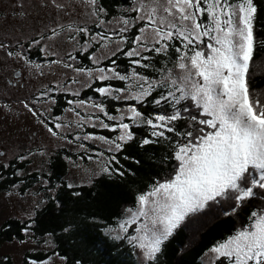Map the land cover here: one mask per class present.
<instances>
[{
	"label": "snow or ice",
	"instance_id": "obj_1",
	"mask_svg": "<svg viewBox=\"0 0 264 264\" xmlns=\"http://www.w3.org/2000/svg\"><path fill=\"white\" fill-rule=\"evenodd\" d=\"M51 2L57 9L63 8L56 0ZM84 2L93 8L90 16L98 17L105 12L99 6V0ZM129 11L135 12L136 16L120 17L114 25L113 21L106 25L105 20L98 18L96 27L101 31L95 33L74 23L69 24L66 30L76 33L68 37L71 42L79 43V34L90 38L89 43L81 46L82 51H87L92 44L99 45L97 52L100 55L94 52L89 57L94 64L99 65L103 59L123 52L135 66L130 73L117 71L115 60L111 61L114 67L95 70L75 67L63 59L52 63L62 64L77 75L94 77L101 82H128L124 88L106 85L94 89L100 96L115 100H134L143 104L158 87L167 88L166 92L154 98V103L158 106L169 103L174 111L146 116L132 105L128 108L130 115H127L130 124L124 122L125 113L119 117L110 115L101 102L69 100L70 105H75L68 109L75 120L67 124L54 122L52 127L45 124V127L52 136H60L61 131L69 129L72 123L77 128L89 124L93 128L99 125L111 131L120 130L121 134L115 139L92 134L83 137L85 140L103 141L109 152L122 151L124 144L135 138L131 131L133 125L151 129L152 138H144L141 146L158 143L160 139L171 140L167 134L179 137L174 141L172 159L176 163L170 178L156 181L149 191L138 195L137 207L128 209L130 218L120 225L121 230L127 232L132 224L144 218V222L135 229L137 234L128 239L152 264L185 219L205 209L210 202L231 199L234 212L254 198L264 201V103L252 93L249 85V69L253 66L257 46L264 41L258 40L256 35L259 7L255 0H133ZM140 22L143 23L131 40L132 46L124 51L122 46L129 43L127 33ZM58 29H65V26L52 28L49 39L60 36ZM177 41L179 47L175 46ZM0 47L4 45L0 44ZM173 47L179 54L176 63L178 73L169 71L160 80H152L137 72L136 67L151 66L147 63L151 57L145 53L167 54ZM48 54L59 55L55 47ZM67 55L72 61L76 60L71 52ZM71 82L78 83L75 78ZM87 86L91 87V84ZM47 94L44 92L41 96ZM73 95L79 93L74 92ZM182 101L191 103L182 105ZM24 106L39 118L37 111L28 103L25 102ZM86 107L102 113L108 121L118 123H105L95 113L81 116L77 108ZM192 109L197 110V114L190 115L189 119L196 127L189 125L191 130L178 131L175 122L183 118L182 112L189 113ZM59 119L55 118L56 121ZM40 122L45 123L43 120ZM74 139L80 140L81 137L76 135ZM98 155L102 157L103 153ZM112 161L119 163L115 155L109 158L108 165ZM102 171L111 174L109 166L103 167ZM116 171L123 175L119 169ZM29 228L30 225L23 229L25 234ZM210 251L219 264H264V206L252 211L246 226L211 247Z\"/></svg>",
	"mask_w": 264,
	"mask_h": 264
},
{
	"label": "trees",
	"instance_id": "obj_2",
	"mask_svg": "<svg viewBox=\"0 0 264 264\" xmlns=\"http://www.w3.org/2000/svg\"><path fill=\"white\" fill-rule=\"evenodd\" d=\"M255 2L259 7L256 35L258 40L264 41V0H255ZM132 4L133 0H99V5L107 12L108 19L122 14L127 16L122 9ZM140 26L141 24L134 26L124 51L132 46L131 40L135 34H138ZM90 53L79 56L85 62V66L89 62ZM145 55L151 57L147 61L151 66L136 67V70L152 80L160 79L175 66L178 59V53L174 48H171L167 54L145 53ZM112 60L116 61L117 71L121 74L130 73L135 67L130 64L129 58L123 52H118L101 66L114 67ZM106 85L124 88L126 83L119 80L96 82L85 89L80 98L93 96L94 99H102L106 110L114 116L132 105L146 116L157 113L171 114L174 111L169 103H162L159 106L154 103V98L166 92L167 88L158 87L144 100L143 104H139L134 100L101 98L94 89ZM249 85L252 93L264 103V44L257 46L253 66L249 69ZM58 97L56 106L53 108L54 114L62 113V108L67 105L63 97L69 98V95ZM190 103V101H182V105ZM176 107L181 108V105ZM192 114H197V110L192 109L189 113L182 112L183 118L175 122L178 131L191 130L189 125L196 127L189 119ZM91 131L108 138H114L118 133L108 129H92ZM131 131L135 134V138L124 144L122 151L110 154L115 155L119 161V163L112 161L111 174H103L86 185L69 187L66 182L69 173L68 158H76V155L67 149L54 153L50 159L49 172L47 175L44 174L51 182V186L56 189L54 196L37 211L34 218L6 220L0 227V245L5 242L24 240L26 234L23 229L30 225L29 231H32L36 237H52L55 248L47 252L30 253L27 256L29 259L43 261L58 255L65 260V264H77V262L79 264H139L134 247L125 239L112 238L106 233L105 228L116 226L127 214L128 209H135L138 195L149 191L156 181L170 178L176 163L172 159L175 150L174 141L179 137L175 134H167L171 136V140L160 139L158 143L141 146L144 138H152L151 129L144 125H133ZM28 164V161L12 160L9 166H0V196L22 181H25L23 192L34 185V180H37L35 173L24 178L17 174V170L26 169ZM116 169H119L123 175H120ZM261 206H264V201L259 197L236 208L234 212V201L231 199L210 202L205 209L185 219L164 244L162 253L152 264H205L203 258L211 247L226 240L237 229L246 226L251 212L258 210ZM0 264H14V262L7 257L0 260ZM214 264L219 262L216 261Z\"/></svg>",
	"mask_w": 264,
	"mask_h": 264
},
{
	"label": "rangeland",
	"instance_id": "obj_3",
	"mask_svg": "<svg viewBox=\"0 0 264 264\" xmlns=\"http://www.w3.org/2000/svg\"><path fill=\"white\" fill-rule=\"evenodd\" d=\"M56 3L63 5V8L57 9L52 4L51 0H0V44L4 45V47H0L1 55H6L11 52L15 58L14 62H21L20 59L22 57L20 56V51H26V48L21 43L25 40L32 39L27 49L30 47V50H33L38 44L39 46L37 49L40 51L41 58L50 59V61L43 63L42 61L39 62L38 59H30L32 63L28 65L31 66V68H28L31 73L30 77L35 80V82L31 80V82H33L34 85L45 86L44 92L48 93L47 96H42L45 98L44 101L40 99L33 101V103L31 100L28 101L30 107L37 111L39 118L34 116L32 112L24 106V103H17L14 106H0V166H9L12 160H17L19 162L28 161V167L24 170H17V174L21 178H24L31 173H35L37 177V180H34V185L24 192L22 190L25 181H22V183L14 185L10 190L1 194L0 227L10 218L21 220L34 218L37 211L54 196L56 189L53 188L54 186H51V182L44 174H48L50 159L58 150L67 149L69 152L76 155V158H68L69 173L66 177V182L72 186L89 184L97 177L106 174V172L102 171V168L105 166L112 167L111 164L108 165L109 155L116 153L109 152L107 150L108 145L101 140L83 139L84 136L89 134L103 136L91 131L92 129H105L99 127V125L93 128L89 124H85L82 128H77L75 124L72 123L69 129L61 131L60 136H52L47 131L45 124L52 127L54 122L67 124L75 120L73 113L68 111V109L75 107V105H70L68 103L69 100L98 101L103 103L102 99H94L93 96H88L83 99L80 98L81 93L89 88V86H87L88 84L92 86L94 83L101 81L95 80L94 77L90 79L86 75H77L73 69L65 68L62 64H55L52 63V61L63 59L67 63L74 64L75 67L93 70L98 67H103L101 64L113 56L103 59L99 65L94 64L89 57L94 52L98 56L100 55V52H97L99 45L92 44L87 51H82L81 46L85 43H89L90 38L83 34H79L77 35L79 43L71 42L68 37L70 35H76V33L67 31V26L74 23L75 26L88 27L92 33H95L101 31L100 28L96 27L98 18L105 20L106 25L108 21H113L114 25L115 21L120 17L134 18L136 13L129 11L132 7L131 5L130 7L122 9L125 14L127 13V16L122 14L108 19L106 17V11L100 13L98 17L90 16L89 14L93 11V8L88 6L84 0H56ZM205 19H207V17H205ZM142 23L143 22L136 23L134 26L138 24L142 25ZM58 25H64L65 29H58L60 31V36L49 39L52 37L51 29L57 28ZM134 26L127 33L129 38L131 37L130 34ZM35 37L36 40H33ZM35 41H39V43H35ZM13 43H15L17 47H13ZM125 46L126 44L122 47L125 48ZM175 46H180L179 41L176 42ZM53 47L56 48L59 55L48 54ZM111 47H115V45ZM68 52H71V54L76 57L75 61L70 59L67 55ZM88 52L91 53L88 55L89 62L87 66H85V62H83L79 56L85 55ZM36 65H40V67L37 68ZM104 68L108 69L110 67ZM169 71L176 74L179 72V69L175 64ZM167 73L160 77V79L166 76ZM73 78H75L78 83L73 84L71 82ZM125 83L127 84L128 82ZM57 85H59V87H57ZM26 88H30L32 92L37 90L36 87L30 84L27 85L25 89ZM64 88L68 90L65 91ZM25 89L21 92V95L23 94V96L26 97L28 93L25 92ZM50 89L55 90L49 91ZM10 91L11 89H7L5 93H10ZM74 92H78L79 95H73ZM59 95H69V98L63 97L64 101L66 99L67 105L62 108V113L54 114L53 108L56 106ZM100 97L105 99L111 98ZM128 108L122 109L119 114L115 116L119 117L123 112L126 114L124 122L131 124V121L127 118V115H130V113H128ZM77 110L80 111L81 116L84 117L95 113V115H98L105 123H118V121H108L102 113L97 112L91 107L77 108ZM56 117L60 119L56 121ZM93 118H95V116ZM41 120L45 123L42 124L40 122ZM117 131V135L109 139H115L121 134L120 130ZM76 135H79L81 139L75 140L74 137ZM81 144L84 145L83 148L80 147ZM101 152L103 153L102 157L98 155ZM89 157L92 158L89 159ZM110 171H112L111 168ZM130 215L131 214L127 212L116 226H107L105 228L106 233L114 239H125L129 243L128 238L132 235H136L135 229L144 222V218L141 217L136 224H132L128 228L127 232H124L121 230L120 225L125 220L129 219ZM21 241H25V243H21ZM54 248L55 244L52 237H36L32 231H28L24 240L5 242L0 245V260L10 257L14 264H31L32 261H35L36 264H65V260L58 255H53L43 261H37L27 257L30 253L47 252ZM134 249L137 262L139 264H148L149 262L145 260L141 250L137 247H134ZM203 259L205 264H214L216 262L211 251H209Z\"/></svg>",
	"mask_w": 264,
	"mask_h": 264
},
{
	"label": "flooded vegetation",
	"instance_id": "obj_4",
	"mask_svg": "<svg viewBox=\"0 0 264 264\" xmlns=\"http://www.w3.org/2000/svg\"><path fill=\"white\" fill-rule=\"evenodd\" d=\"M32 40V39H31ZM31 40H25L21 44L26 48V51L21 50L20 56L22 57L21 62H14L15 58L12 56L1 55L0 53V106H14L17 103H28L29 100L33 103V101L39 98L40 100H45L44 97L41 96V93L44 92L45 86L34 85L32 81L35 82L34 79H31V73L28 68L29 63H32L30 59L37 60L40 62H48L50 59L41 58L40 51L38 48V44L35 49H27L28 44H30ZM36 40V37L33 39ZM13 47H17L15 43L12 44ZM25 57L27 59H25ZM41 58V59H40ZM9 66V67H8ZM32 85L37 88L35 92L30 91V88L25 87L27 85ZM7 89H11L10 93H5ZM25 89V92L28 93V96L21 95V92ZM14 90V91H13ZM42 101V102H43ZM29 104V103H28ZM30 106V105H29Z\"/></svg>",
	"mask_w": 264,
	"mask_h": 264
}]
</instances>
